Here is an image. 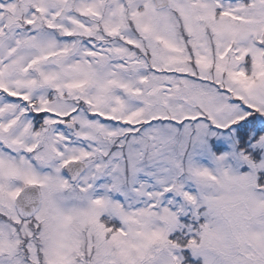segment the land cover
<instances>
[{"label":"snow or ice","instance_id":"snow-or-ice-1","mask_svg":"<svg viewBox=\"0 0 264 264\" xmlns=\"http://www.w3.org/2000/svg\"><path fill=\"white\" fill-rule=\"evenodd\" d=\"M0 264H264V0H0Z\"/></svg>","mask_w":264,"mask_h":264}]
</instances>
